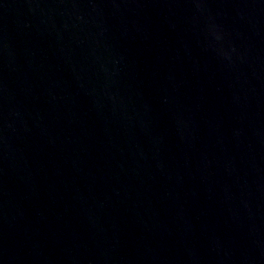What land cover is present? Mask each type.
Returning a JSON list of instances; mask_svg holds the SVG:
<instances>
[{
  "label": "water",
  "instance_id": "obj_1",
  "mask_svg": "<svg viewBox=\"0 0 264 264\" xmlns=\"http://www.w3.org/2000/svg\"><path fill=\"white\" fill-rule=\"evenodd\" d=\"M0 264H264V0H0Z\"/></svg>",
  "mask_w": 264,
  "mask_h": 264
}]
</instances>
